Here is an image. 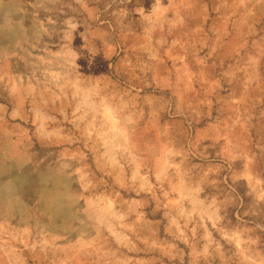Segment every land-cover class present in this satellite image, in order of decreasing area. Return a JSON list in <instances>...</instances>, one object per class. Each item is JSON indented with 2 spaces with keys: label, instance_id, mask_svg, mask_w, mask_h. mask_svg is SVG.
I'll use <instances>...</instances> for the list:
<instances>
[{
  "label": "rangeland",
  "instance_id": "374dc122",
  "mask_svg": "<svg viewBox=\"0 0 264 264\" xmlns=\"http://www.w3.org/2000/svg\"><path fill=\"white\" fill-rule=\"evenodd\" d=\"M0 264H264V0H0Z\"/></svg>",
  "mask_w": 264,
  "mask_h": 264
}]
</instances>
